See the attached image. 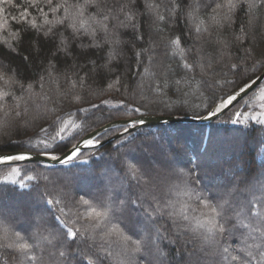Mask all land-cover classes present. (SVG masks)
Here are the masks:
<instances>
[{"label":"snow or ice","instance_id":"snow-or-ice-1","mask_svg":"<svg viewBox=\"0 0 264 264\" xmlns=\"http://www.w3.org/2000/svg\"><path fill=\"white\" fill-rule=\"evenodd\" d=\"M11 2L12 0H0V3ZM162 3L165 14H158L156 10L159 6L149 0H84L82 4L74 5L67 4L66 0L59 3L43 0L44 6H41V0H29V7L24 8L18 17L12 18L26 26L22 32L12 34L18 44L23 43L24 34L29 29L37 33L33 59L41 58V53L47 48L48 55L43 58L59 61L63 56L65 60L68 57L83 60V64L76 65L84 72L82 78L77 76L81 85H87L91 81L93 84H106L107 90H112L113 84L107 83L108 80L114 77L115 83L121 84V71L127 69L124 73L127 75L128 71L132 70L131 59H135L137 65L142 62L143 50H135V45L137 41L144 39L141 28L145 17L149 21V31L153 25L177 24L182 19L190 34L193 28L200 34L201 25L206 22L217 29L224 28L225 25L232 27L239 10H247L246 20L241 21L239 31L233 33L232 41L224 43L226 52L219 60L213 59L211 63L205 64L194 59L193 55L187 56L176 69L164 75L162 83L149 85L147 94L142 78L137 84L141 89L138 97L133 94L131 98L126 97L118 103L100 99L98 103L79 107L77 114L83 113L84 124L74 125L79 131L68 138L67 144L64 143L66 138L62 135L66 131L65 127L55 132L51 137L52 143L41 141L44 148L36 154L59 160L61 163H69L84 155L82 145L87 149L102 148L105 142L112 144L104 154L107 155L105 167L96 173L104 181L103 192L111 204L108 212L102 214L93 209L84 215L77 213L75 222L70 219L62 220L61 216L67 215L64 208L81 204L90 206L89 199L83 195L77 201L71 193L64 191L60 194V199H45L44 195H41L52 214L57 205L64 204V207L59 209L60 214L54 216L58 227L51 226L48 215L44 213H37L29 218L33 228H42L51 236L47 241L53 249L49 252V260L55 261L56 264H111L117 255L122 256L127 264H141V261L143 264H204L208 259L212 260V264H264V215L260 212V209L264 208V170L252 179H245L242 175L229 171L231 184L219 194L217 207L220 210L212 209L219 220L214 217L206 231L200 233L189 224L182 223L188 221V216L166 213L160 206L161 201L156 193L169 176L177 172V168L172 163L173 153L162 142L159 130L155 134H132L133 129L144 124L145 112L142 109L147 107L146 101L151 102L149 97L185 94V85L190 87L191 81L195 79L194 76L189 77L188 73L195 72L197 67H200L202 72L201 87L208 91L217 88L219 80L209 82L205 77L219 73L225 81V87L232 88L231 92H222L218 103L213 100V104L208 106L213 108L214 105L209 117L224 115L239 99L264 80V52L259 56L254 55L256 49L250 43V37L254 35L258 23L256 11L264 6V0H227V3L221 0H162ZM30 9L36 10V16L42 18V24L38 23L36 18H31ZM61 9L64 14L58 15ZM89 9L95 11L89 13ZM223 9H226V12L222 18H218ZM3 12L4 9L0 8V15ZM197 13L203 16L198 22ZM50 14L52 19H49ZM3 26H7L6 19ZM61 28L64 31H61ZM68 30H71V35L65 34ZM85 36L90 38L88 43H84L82 39ZM76 40H80V43L76 44ZM169 40L172 44L179 45L184 41V37L181 34L174 38L169 37ZM2 43L6 44L7 41ZM245 44L249 46L245 48ZM233 47L237 48L238 53L241 49L243 51L242 54L233 56L234 62L229 63L228 56ZM196 52L195 48L189 49L190 54ZM128 53L131 54L130 58ZM24 59L28 60L29 57ZM189 59L192 60L191 63L188 62ZM122 60L127 63L121 64ZM221 63L227 73L220 72L216 67ZM9 72L12 75H9ZM0 74V78H7L4 81L6 84L8 81L13 84L18 82V70L0 64ZM133 75L138 76L140 73L137 71ZM228 75L234 79L229 80ZM94 91L100 97L105 88L97 87ZM115 91L119 92L120 89L116 88ZM4 96H9V93L5 92ZM259 99L261 103L258 113L254 108L252 114L248 111H236L230 122L246 127L257 126L255 131L260 138L258 154L264 155V89H260ZM244 107H251L250 102L245 101ZM196 118H200L199 115ZM55 124L56 121H53V125ZM169 134L180 135V131L170 130ZM113 137H116L115 143L112 142ZM73 140L76 142L72 143ZM211 146L212 138L209 136V142L204 146L205 151L210 150ZM59 149H63V152L55 155ZM133 153H140L144 159L152 160L151 167H145L139 160L134 159ZM30 157L31 155L24 153L0 155V166H9ZM81 161L87 163L88 160ZM12 171L19 174L15 168ZM183 175L200 182L195 166L188 168ZM26 179L30 182L35 180L36 183L32 187L40 188L41 180L48 178L36 172L34 176L28 175ZM0 183L15 184L16 181L5 177ZM19 187L23 189L29 186L21 181ZM45 192L52 196L47 185ZM129 212H136L142 218L136 235L130 234L123 226L125 215ZM93 215L106 216L105 224L87 223ZM82 220L85 223H81ZM245 220L248 223H245ZM254 221L258 222L259 227L246 232ZM75 223H81V227L74 230ZM198 228H205V225L198 222ZM113 234H118L120 238L119 253L114 252L110 245L105 246L104 243L98 242L105 241ZM34 239L35 233L23 236L19 231L10 234L6 229L3 238H0V264H23L25 259L42 262V257L28 255L29 250L39 246L28 242Z\"/></svg>","mask_w":264,"mask_h":264},{"label":"trees","instance_id":"trees-1","mask_svg":"<svg viewBox=\"0 0 264 264\" xmlns=\"http://www.w3.org/2000/svg\"><path fill=\"white\" fill-rule=\"evenodd\" d=\"M59 2L62 0H54V3ZM66 2L69 5H74L82 4L84 0H66ZM149 2L159 6L156 10L158 14H165L162 0H149ZM221 2L227 3V0H221ZM41 6H44L43 0H41ZM26 7H29V0H12L11 3H0V8L4 9L3 14L0 15V64L19 71V79L15 84L11 81L6 84L4 81L7 78H0V151H40L44 148V143L53 142L51 137L61 127L66 128L62 135L66 138L64 143L67 144L68 138L79 131L74 125L82 126L84 124L83 113L77 114L79 107L98 103L100 99H109L112 103H118L126 97L131 98L133 94L138 97L141 89L137 87V84L142 78L144 91L147 94L149 85L154 86L156 83H162L164 75L170 70L176 69L187 56L193 55L194 59L205 64L211 63L213 59L219 60L226 52L223 47L224 43L232 41L233 33L238 32L241 21L246 20L247 11L246 8L239 10L236 22L232 27L225 25L224 28L217 29L216 26L206 22L201 25L200 34H197L194 28L190 34L182 19L177 24L153 25L149 31V21L145 17L141 28L144 39L137 41L135 45V50H143L144 53L141 64L137 65L135 59H131L132 70L128 71L127 75L124 74L127 69L121 71L122 83L117 85L113 77L107 81V83L113 84V89L107 90L106 84L98 85L91 81L87 85H81L77 76L82 78L84 72L80 71L76 65L83 64V60H74L72 57L65 60L63 56L59 61L43 58L48 55L47 48L41 53V58L33 59L37 35L34 30L29 29L24 34L23 43L18 44L13 39V32H22L26 26L17 23L12 18L18 17ZM45 10H47L46 6ZM30 11L32 12L31 18H36L37 22L42 24V18L36 16V10L30 9ZM94 11L95 9L88 10L89 13ZM225 12L226 9L221 10L218 18H222ZM63 14V9H61L58 15ZM52 18L50 14L49 19ZM202 18V14L197 13V22ZM256 18L258 23L254 35L250 37V43L255 46L254 55L259 56L261 52H264V6L256 11ZM5 19L7 20L6 27L3 26ZM60 30L64 31L63 28ZM65 34L71 35V30ZM181 34L184 37L181 44L175 45L170 42L169 37L174 38ZM82 39L84 43H88L90 40L86 36ZM4 41L7 43H2ZM75 43H80V40H76ZM248 46V44L244 45L245 48ZM192 48L197 50L195 54L189 53V49ZM242 51L241 49L238 53L237 48L233 47L228 56L229 63L234 62L232 57L242 54ZM127 55L129 58L131 57L130 53ZM24 57H29V59L25 60ZM188 62L191 63L192 60L189 59ZM120 63L126 64L127 61L122 60ZM216 67L220 72L227 73V69L222 63L217 64ZM137 71L140 75L134 76L133 73ZM9 75L12 73L9 72ZM201 75V69L197 67L195 72L188 73L189 77L194 76L195 79L191 81L190 87L185 85V94L150 96L151 102L146 101L147 107L142 111L145 114L165 115L200 116L205 114L211 109L208 106L213 104V100L217 103L222 92H231L232 88L225 87V81L219 73H213L206 75L205 78L209 82L219 80V86L208 91L200 86ZM228 79L234 78L228 75ZM21 85H23L22 88ZM97 87L105 88L104 94L100 97L94 91ZM116 88H119L120 91H115ZM260 89H264V80L230 107L224 115L217 116L209 123L172 122L145 125L132 130L133 135L149 132L155 134L159 130L162 142L173 153L172 163L177 168V172L169 176L156 193L161 201L160 206L166 213L188 216V221H182V223L189 224L200 233L206 231V228L210 226L209 222L214 217L217 221L219 220L212 209L220 210L217 207L219 194L231 184L229 171L242 175L245 179H252L264 170V155L258 154L260 138L256 135L257 126L246 127L230 122V118L236 111H248L250 114H252L253 108L257 113L260 111ZM5 92L9 93V96L5 97ZM213 92H215V96H213ZM245 101H249L251 107H244ZM53 121H56L55 125H53ZM103 123H107V121H103ZM170 130H179L180 135H170ZM209 136L212 138V146L210 150L205 151L204 146L208 144ZM75 142L72 141V143ZM112 142L115 143V139ZM111 147V143H105L102 148H83L84 155L69 163L51 164L43 161H27L0 166V182L4 181L5 177L16 181L15 184L0 183V238H3L6 229L10 234L13 231H19L23 236L35 233L36 239L28 242L39 246L34 250H29L28 255L42 257V262L25 259L23 264H56L55 261L49 260L50 251L46 246V241L50 240L51 236L42 228H33L29 218L34 214L44 213L48 215L49 224L58 227L54 216L60 214L59 209L63 208L64 204L57 205L52 214L47 203L41 199V195H44L45 199H60V194L67 191L77 201L81 195L89 199L90 206L81 204L77 207L64 208L67 215L61 216L62 220L70 219L75 222L77 213L84 215L93 209L102 214L109 211L111 204L103 192L104 181L96 173L105 167L107 155L104 154ZM58 151L54 154H61L63 149ZM133 158L139 160L145 167H151L153 163L152 160L144 159L140 153H133ZM81 160L88 161L85 163ZM193 166L197 170L199 183L183 175L188 168ZM13 168L18 170V175L13 173ZM36 172H40L43 177L48 178L41 180L40 188L32 187L36 183L35 180L30 182L26 179L28 175L34 176ZM21 181L29 187L21 189L19 187ZM45 185H47L48 191L52 192V196H48L45 192ZM181 189L188 191L187 198L182 199L181 195L177 193ZM260 212L264 215V208H261ZM106 220L107 217L104 215L100 217L93 215L87 223L103 225ZM198 222L203 223L205 228H198ZM244 222L248 223L247 220ZM81 223H85V221L82 220ZM81 223H75L74 230L80 228ZM140 223H142V218L136 212H129L125 215L123 226L130 234L136 235L137 226ZM108 227L110 228L111 225ZM257 227L259 224L254 221L251 228L245 231L249 232L252 228ZM119 241L118 234H113L105 241L98 242L104 243L105 246L110 245L114 252L119 253ZM111 264H127V262L122 256L117 255ZM204 264H212V260L208 259Z\"/></svg>","mask_w":264,"mask_h":264},{"label":"water","instance_id":"water-1","mask_svg":"<svg viewBox=\"0 0 264 264\" xmlns=\"http://www.w3.org/2000/svg\"><path fill=\"white\" fill-rule=\"evenodd\" d=\"M262 81L263 80H261L260 83ZM259 84H257L254 88H256ZM254 88H252V90ZM211 110H214V106H213V108L209 109L205 114L200 115L199 116L200 118H198V119L196 118L197 116H193V115H177V114H172V115H167L166 114L165 115V114H150L149 113V114H145V116H144V124L141 125V126L153 125V124H161V123H172V122L209 123L210 121H212L213 119H215L217 117V116L216 117H209V112ZM205 117H209V118H205ZM115 138L116 137H113L111 139L113 140ZM105 143H107V142H105ZM81 147L83 149V145ZM19 153H24V154H27V155H31V157L29 159L24 160V161H19V162L43 161V162H48V163H51V164H59V163H61L59 160H51V159L47 158L44 155L36 154V151H0V155H16V154H19ZM58 155H60V154H58Z\"/></svg>","mask_w":264,"mask_h":264},{"label":"rangeland","instance_id":"rangeland-1","mask_svg":"<svg viewBox=\"0 0 264 264\" xmlns=\"http://www.w3.org/2000/svg\"><path fill=\"white\" fill-rule=\"evenodd\" d=\"M179 195H181V197H182V199L183 198H187L188 197V191H186V190H180L179 192H177ZM204 201H206V200H204ZM206 203V202H205ZM105 213V212H104ZM48 241V240H47ZM47 241H46V246H47V249H48V251H53V249L50 247V245H48V243H47ZM118 251H120V250H118ZM116 252V251H115ZM117 253V252H116ZM119 256V255H118Z\"/></svg>","mask_w":264,"mask_h":264}]
</instances>
